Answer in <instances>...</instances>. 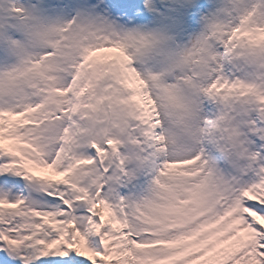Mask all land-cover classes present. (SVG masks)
<instances>
[{
	"label": "snow or ice",
	"instance_id": "snow-or-ice-1",
	"mask_svg": "<svg viewBox=\"0 0 264 264\" xmlns=\"http://www.w3.org/2000/svg\"><path fill=\"white\" fill-rule=\"evenodd\" d=\"M0 264H264V0H0Z\"/></svg>",
	"mask_w": 264,
	"mask_h": 264
},
{
	"label": "rangeland",
	"instance_id": "rangeland-1",
	"mask_svg": "<svg viewBox=\"0 0 264 264\" xmlns=\"http://www.w3.org/2000/svg\"><path fill=\"white\" fill-rule=\"evenodd\" d=\"M21 187H22V185H21Z\"/></svg>",
	"mask_w": 264,
	"mask_h": 264
}]
</instances>
